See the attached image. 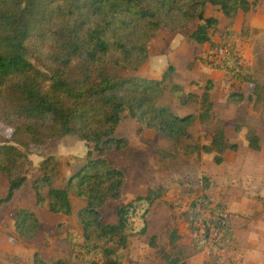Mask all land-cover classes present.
Listing matches in <instances>:
<instances>
[{
  "label": "trees",
  "instance_id": "16d2710c",
  "mask_svg": "<svg viewBox=\"0 0 264 264\" xmlns=\"http://www.w3.org/2000/svg\"><path fill=\"white\" fill-rule=\"evenodd\" d=\"M208 5L232 21L238 13L247 14L258 4L255 0H0V122L12 129L10 143L0 144V178L7 181V193L0 205L11 201L25 182L30 161L21 148L74 135L88 148L85 163L60 188L52 186L50 173L58 164L52 157L45 158L40 163L42 175L31 182L35 204L46 206L54 214L70 215L72 194L84 203L77 217L85 241L93 236L112 239L121 234L125 208L115 210L116 224H103L99 210L108 200L121 197L125 183L124 173L105 158L108 151H122L129 145L127 138L114 136L123 113L139 125L138 133L155 130L172 141L190 138L188 130L196 120L192 114L178 116L158 104L163 85L178 76L173 65L156 79L121 74L136 72L146 63L148 44L161 30L175 32L193 26L188 42L209 43L211 48L216 45L211 43V35L218 20L206 15ZM230 26L231 22L225 28ZM243 32L248 33L246 26ZM218 44L213 49L227 48V44ZM196 59L223 71L224 78L230 76L249 85L245 94H229L227 103L250 102L257 95L260 86L241 71L237 48H227L220 60ZM211 91L212 82H207L201 95V122H209L214 116ZM170 93L181 103L191 96L177 82ZM246 140L250 149H260L254 129H248ZM236 147L228 145L223 128L216 127L210 145L201 146V150L215 152L214 161L221 163L220 154ZM207 206L195 198L188 210L191 222L205 215ZM214 209L210 211L216 215ZM222 224L223 235L215 240L219 252L233 236L225 219ZM14 225L19 238L32 240L42 224L35 213L22 209ZM194 239L205 248V243ZM164 257L168 258L166 264H178L175 258ZM32 264L71 263L63 259L47 263L35 252ZM103 264L118 262L106 259Z\"/></svg>",
  "mask_w": 264,
  "mask_h": 264
},
{
  "label": "rangeland",
  "instance_id": "374dc122",
  "mask_svg": "<svg viewBox=\"0 0 264 264\" xmlns=\"http://www.w3.org/2000/svg\"><path fill=\"white\" fill-rule=\"evenodd\" d=\"M255 1L258 5L264 3V0ZM232 32L235 31L232 29ZM244 33L241 36L249 38V32ZM183 34L161 30L150 43L149 52L155 60L159 53L157 48L162 46L165 56L161 57L159 71L173 62L179 72L176 80L163 85L158 104L167 106L178 116L194 115L196 120L188 130L191 137L172 141L155 130L144 129L138 133L139 125L124 112L114 136L127 138L129 145L123 151L111 150L105 156L124 173L125 184L119 199L108 200L100 208V221L116 224L115 210L125 208L123 232L112 239L93 236L90 241H85L77 217L84 203L72 194V211L65 221L49 212L46 206H36L31 182L42 175L40 163L45 158L56 160V170L50 172L51 182L53 187L60 188L87 159L88 148L78 136L52 139L45 145L21 148L28 154L30 164L24 173L22 187L11 201L0 205V264H32L35 252L47 263L68 257L71 264H103L106 259L118 264H164L168 262L164 257L167 255L178 260V264H244L246 259V264H262L255 259L258 256L264 258V249L260 254L254 250L246 252L244 259L241 250L246 249L236 242H245L242 235L249 229L264 242V223L258 222L264 212V30L256 32L249 49L243 51L235 41L236 36L231 31L224 32L221 45L237 48L243 63L241 71L250 74L260 86L252 101L238 103H227L228 95L245 94L250 91L249 85L230 79V76L222 79L221 73L214 75L204 71L198 61L188 68L194 52L192 56V50L184 46L180 36ZM215 44L208 52L201 53L202 58H212L209 52L220 45ZM156 74L146 65L136 72L121 75L152 79ZM213 81L214 116L209 122H201L198 119L203 110L201 95L207 82ZM175 82L183 86L186 94H191L185 103L170 93ZM216 127L223 128L228 145L237 146L236 150L227 149L220 154L221 163L214 161L215 152L208 154L201 150V146L210 145ZM249 128L259 137V150L248 147L246 134ZM11 133L12 129L0 122V144L10 143ZM6 193L7 181L1 177L0 199ZM195 198L208 205L207 213L214 215L210 208H215L213 212H223L229 228L232 224L239 226L237 236L231 228L232 239L221 247L219 256L207 255L208 247L203 248L193 237L196 228L188 210ZM22 209L31 210L42 224L40 233L32 240L19 238L15 231L16 214ZM247 219H253L254 223L247 225L248 222H244ZM170 242L190 244L175 248Z\"/></svg>",
  "mask_w": 264,
  "mask_h": 264
},
{
  "label": "crops",
  "instance_id": "0c3cea01",
  "mask_svg": "<svg viewBox=\"0 0 264 264\" xmlns=\"http://www.w3.org/2000/svg\"><path fill=\"white\" fill-rule=\"evenodd\" d=\"M206 15L207 16H213V17L217 18V20H218V26H217V28L215 30V33L211 35V43L222 42V39L224 38V32L231 31V33L234 36H236L235 41H236L237 45L240 47L241 51H243V49H245V50L249 49L248 46L250 45V42L252 41L253 37L255 35H257L256 32L264 30V3L261 4V5H257V7L254 10L250 11L247 14H243L241 12L238 13V15L232 21H230L229 19L225 18L221 12H219L215 7L210 6V5L207 6ZM230 22H231V26L229 28H225ZM245 26L248 28L249 38H246L245 35L241 36V33L243 32V27H245ZM193 28H194L193 26H190L189 28H187L185 30L175 31V32H172V33L184 32L183 36L180 35L181 37H183L182 39L184 41V46H186L187 49H191L192 50V52H191L192 56H193V52H194V59L192 60V62H190L191 66H192L193 62L198 61L201 64L200 66L202 68H204V71L212 72V73H214V75H216V73H221L222 74L221 78L223 79V77H224V72L223 71L211 69L207 65L202 63L200 59H196V58L203 57L201 55V53L205 52V51L208 52V50L211 47H210L209 43L204 44V45H198V44L193 43V42H188V40H187L188 36L192 32ZM232 29L235 32H232ZM159 33H160V31L155 35V37L158 36ZM153 39H151V41L148 44V58H147V61L142 67L139 68V70L142 69L144 66L149 65V68H150L151 72H153V74H156L159 71L160 63H162L161 57L165 56V52H164L165 50L163 49L162 46L158 45L159 48H157V50L159 51V53L155 55L156 58H155V60H153L151 58V53L149 52V46H150V43L152 42ZM186 48H184L185 51H187ZM187 60H189V59H187ZM186 63H188V62H186ZM168 65H173L174 68H175L176 74L179 75V72L177 71L176 66L173 64V62H169L167 64V66ZM167 66H166V68H167ZM166 68L163 67L162 70L159 71V74L157 73L155 76L152 77V79L159 78ZM209 79H211V78H209ZM212 83H214V81ZM211 96H212V91H211ZM56 216L59 217L61 219V221H65V219L68 217V216L63 215V214H57ZM244 222H248L247 225H249V224L252 225V223H254L253 219H250V220L247 219ZM258 222L259 223H264V212L262 214V217L260 219H258ZM66 226L68 227V224ZM231 226H232L231 228L233 229V231H235V232H233L234 235L237 236L238 235V230L237 229H239V226H236L235 224H232ZM231 228H230V230L232 231ZM242 236H244V238L246 239L245 242H236V244L240 245L241 247H244L246 249L244 251L241 250V253L245 254L243 256L244 259H246L245 256L249 252H251L252 250H254L257 254H260L262 252L261 249H264V242L259 241L260 239L258 238L257 235L253 234L252 229L251 230L249 229V231L244 232V235H242ZM184 244L189 245L190 242H174L172 247H175V248H176V246L178 248H181L183 246L185 247ZM67 247L70 250L68 244H67ZM248 248H250V249H248ZM246 252H248V253L246 254ZM178 253L179 252L176 251V254H178ZM69 254L71 255V250H70ZM202 256L204 257V253H202ZM262 258H263V256L262 257L258 256L257 259H255V261L264 264V258H263V260H262ZM58 259L68 260V257H65V258L61 257V258H58ZM245 261H248V259H246ZM245 261H244V264H246ZM164 264H166V263H164Z\"/></svg>",
  "mask_w": 264,
  "mask_h": 264
},
{
  "label": "built area",
  "instance_id": "2783aa9c",
  "mask_svg": "<svg viewBox=\"0 0 264 264\" xmlns=\"http://www.w3.org/2000/svg\"><path fill=\"white\" fill-rule=\"evenodd\" d=\"M227 54V48L218 47L212 49L209 52L211 59L220 60ZM186 205V202L184 203ZM190 207V206H189ZM199 210L198 207H196ZM225 219L223 212H218L216 215H212L210 212H206L205 215L198 217L194 221L196 230L193 232V237L201 240V243H205V247H208V254L210 251L214 254L219 253V247L215 244V240L222 237L224 227L222 221Z\"/></svg>",
  "mask_w": 264,
  "mask_h": 264
}]
</instances>
